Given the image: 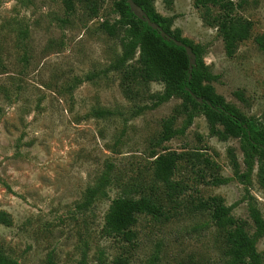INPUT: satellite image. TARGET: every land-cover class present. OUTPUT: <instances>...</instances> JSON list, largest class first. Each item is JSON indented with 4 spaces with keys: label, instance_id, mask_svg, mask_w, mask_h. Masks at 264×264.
<instances>
[{
    "label": "rangeland",
    "instance_id": "obj_1",
    "mask_svg": "<svg viewBox=\"0 0 264 264\" xmlns=\"http://www.w3.org/2000/svg\"><path fill=\"white\" fill-rule=\"evenodd\" d=\"M112 1L0 0V211L11 220L0 222V248L18 264H98L101 252L130 264L156 252L157 264H223L224 235L198 203L219 196L251 233L249 205L264 218L257 169L246 186L234 177L235 163L245 169L240 139L213 134L202 113L184 133L156 144L166 118L176 114L174 126L183 124L185 115L175 112L182 99L148 107L162 83L123 80L109 69L122 52L119 36L101 29L117 16ZM233 1L250 35L232 56L193 0L153 4L159 15L173 16L172 29L203 46L204 63L218 76L215 92L257 122L264 110V50L256 41L262 36L264 44V0ZM167 150L183 155L173 175L181 191L172 195L152 169L153 154ZM107 163V197L81 206ZM216 178L226 181L215 185ZM125 193L149 196L164 211L158 218L138 214L131 242L102 230L110 201ZM257 249L264 264V236Z\"/></svg>",
    "mask_w": 264,
    "mask_h": 264
},
{
    "label": "trees",
    "instance_id": "obj_2",
    "mask_svg": "<svg viewBox=\"0 0 264 264\" xmlns=\"http://www.w3.org/2000/svg\"><path fill=\"white\" fill-rule=\"evenodd\" d=\"M133 1L145 11L151 21L158 24L170 36L190 46L195 54V61L189 69V57L184 47L167 40L146 21L138 19L130 11L127 0H113L111 12L117 16L111 23L106 20L101 23V29L112 37L119 36L122 45L121 54L110 64L109 69L120 71L123 80L137 79L144 83L157 81L163 84L162 91L154 96V101L148 107H157L174 96L182 99L175 112L185 115L183 124L180 127L174 126L176 114L166 118L162 122V130L156 144L160 145L184 133L193 118L198 113H202L210 124L213 134L223 139L227 137L240 139L245 169L239 171L235 163L234 177L246 186L251 180L252 171L256 168V176L264 188V110L261 121L248 120L236 106L215 92L212 82L217 80L218 76L214 75L204 63L203 46L183 37L180 29H172L173 16L159 15L155 11L154 0ZM96 2L92 9L93 13L97 12ZM193 4L197 9H202L201 16L205 24L218 30V35L224 42L226 55L232 56L238 43L250 35V23L235 13L239 5L233 0H193ZM68 8H72V5L69 4ZM256 41L264 50L262 36H257ZM135 55H137L135 63H129ZM190 92L202 98V102L199 103ZM237 96L240 97L238 93ZM103 114L104 111H97V116ZM216 126H220V130L215 129ZM153 157L154 178L164 184L169 195L180 192L182 186L173 180V175L183 155L167 150L154 153ZM112 167L111 163H107L97 184L86 189L81 206H89L96 197H107V188L112 183ZM225 181L226 179L216 178L212 183L218 185ZM198 207L209 211L210 220L224 235L223 264H263L257 242L264 236V218L256 206L248 207L249 217L253 223L251 233L246 229L245 222H238L231 215L232 206L225 205L219 196H210L200 201ZM138 214L158 218L164 215V211L162 206L149 196L135 198L125 193L114 197L104 214L102 228L104 234L119 237L126 242L133 241L136 237L133 226L137 222ZM0 222L11 223L3 211H0ZM102 256L101 252L98 264H130L126 257L117 256L107 261ZM157 261L158 252L144 264H157ZM0 264L18 263L0 248Z\"/></svg>",
    "mask_w": 264,
    "mask_h": 264
},
{
    "label": "water",
    "instance_id": "obj_3",
    "mask_svg": "<svg viewBox=\"0 0 264 264\" xmlns=\"http://www.w3.org/2000/svg\"><path fill=\"white\" fill-rule=\"evenodd\" d=\"M129 7H130V11L132 13H134L136 15V17L140 20L146 21L147 24L152 28L157 30L161 36L165 37L167 40H171L173 41L176 45L179 46H183L186 54L189 57V69L192 68V65L195 61V54L192 52L191 47L188 45L183 44L181 41L175 39L174 37L170 36L169 34H167L166 32L163 31V29L156 24L155 22L151 21L149 19V17L147 16V14L145 13V11L138 5L136 4L133 0H127ZM192 97L195 98L199 103L202 102V98L197 97L195 94H193L192 92H190Z\"/></svg>",
    "mask_w": 264,
    "mask_h": 264
}]
</instances>
